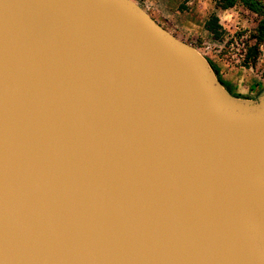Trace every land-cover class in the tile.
Returning <instances> with one entry per match:
<instances>
[{"label": "water", "instance_id": "water-1", "mask_svg": "<svg viewBox=\"0 0 264 264\" xmlns=\"http://www.w3.org/2000/svg\"><path fill=\"white\" fill-rule=\"evenodd\" d=\"M0 264H264V90L133 0H0Z\"/></svg>", "mask_w": 264, "mask_h": 264}, {"label": "rangeland", "instance_id": "rangeland-1", "mask_svg": "<svg viewBox=\"0 0 264 264\" xmlns=\"http://www.w3.org/2000/svg\"><path fill=\"white\" fill-rule=\"evenodd\" d=\"M135 2L163 28L203 55L233 97L254 100L264 90V44L254 52V40L249 37L259 17L241 4L221 9L214 0Z\"/></svg>", "mask_w": 264, "mask_h": 264}, {"label": "trees", "instance_id": "trees-1", "mask_svg": "<svg viewBox=\"0 0 264 264\" xmlns=\"http://www.w3.org/2000/svg\"><path fill=\"white\" fill-rule=\"evenodd\" d=\"M214 2L221 9H228L234 7L236 4H241L244 8L259 17L256 28L249 35L254 40L252 50L257 52L258 48L264 44V0H214Z\"/></svg>", "mask_w": 264, "mask_h": 264}, {"label": "crops", "instance_id": "crops-1", "mask_svg": "<svg viewBox=\"0 0 264 264\" xmlns=\"http://www.w3.org/2000/svg\"><path fill=\"white\" fill-rule=\"evenodd\" d=\"M137 1V0H134V2Z\"/></svg>", "mask_w": 264, "mask_h": 264}]
</instances>
